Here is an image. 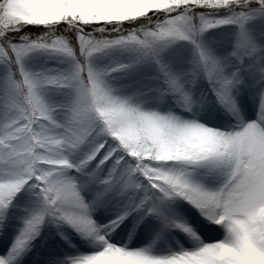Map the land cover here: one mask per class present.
<instances>
[{
	"label": "snow or ice",
	"instance_id": "snow-or-ice-1",
	"mask_svg": "<svg viewBox=\"0 0 264 264\" xmlns=\"http://www.w3.org/2000/svg\"><path fill=\"white\" fill-rule=\"evenodd\" d=\"M0 244L264 264V0H0Z\"/></svg>",
	"mask_w": 264,
	"mask_h": 264
},
{
	"label": "rangeland",
	"instance_id": "rangeland-1",
	"mask_svg": "<svg viewBox=\"0 0 264 264\" xmlns=\"http://www.w3.org/2000/svg\"><path fill=\"white\" fill-rule=\"evenodd\" d=\"M16 226L17 225H14L13 226V235H15V229H16ZM14 237V236H13ZM44 237V236H43ZM39 240L37 242H35L36 244V247L33 249V252L34 253H38V257L37 258H40L44 255H46V249H44L43 247H41V245L44 243V240L42 237H39L38 238ZM52 241H49V243H51ZM75 243V241H73Z\"/></svg>",
	"mask_w": 264,
	"mask_h": 264
},
{
	"label": "bare ground",
	"instance_id": "bare-ground-1",
	"mask_svg": "<svg viewBox=\"0 0 264 264\" xmlns=\"http://www.w3.org/2000/svg\"><path fill=\"white\" fill-rule=\"evenodd\" d=\"M129 219H131V218H129ZM125 223H128L127 221H125ZM13 225H17L16 227H18L19 226V220H15L14 222H13ZM121 227H123V225H121ZM142 227V226H141ZM52 230L53 231H55V228L53 227L52 228ZM117 230H119V229H117ZM134 231V233H135V235L136 236H139L140 235V229L139 228H135L134 229V226L132 225V224H130L129 225V232L130 233H132ZM47 233V230L45 231V233H42L41 234V237L43 238V236L45 235ZM14 234V233H13ZM14 236V235H13ZM57 239H59V237H57ZM78 239V238H77ZM39 239H37V241H38ZM36 241V242H37ZM3 250V245L2 244H0V251H2Z\"/></svg>",
	"mask_w": 264,
	"mask_h": 264
}]
</instances>
